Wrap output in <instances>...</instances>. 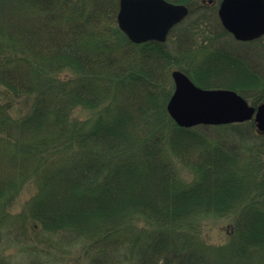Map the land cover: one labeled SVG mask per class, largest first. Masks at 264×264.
Instances as JSON below:
<instances>
[{"label": "trees", "instance_id": "1", "mask_svg": "<svg viewBox=\"0 0 264 264\" xmlns=\"http://www.w3.org/2000/svg\"><path fill=\"white\" fill-rule=\"evenodd\" d=\"M174 1L191 11L168 40L137 43L120 0H0V264H264V132L183 127L167 109L175 68L222 88L215 56L255 105L264 82L207 53L230 34L217 5ZM231 215L228 242L196 229Z\"/></svg>", "mask_w": 264, "mask_h": 264}, {"label": "water", "instance_id": "2", "mask_svg": "<svg viewBox=\"0 0 264 264\" xmlns=\"http://www.w3.org/2000/svg\"><path fill=\"white\" fill-rule=\"evenodd\" d=\"M184 3L170 0H120L118 23L134 42L167 40L171 29L188 14ZM218 15L223 26L238 40H253L264 35V0H222ZM174 92L167 108L183 127L199 124H228L254 119L264 131V101L252 105L236 90L204 88L180 69L172 72Z\"/></svg>", "mask_w": 264, "mask_h": 264}, {"label": "rangeland", "instance_id": "3", "mask_svg": "<svg viewBox=\"0 0 264 264\" xmlns=\"http://www.w3.org/2000/svg\"><path fill=\"white\" fill-rule=\"evenodd\" d=\"M171 1L177 2V3H182V2L174 1V0H171ZM203 1L210 6H214V5L219 6V3H220L219 0H203ZM185 4H187V3H185ZM189 8H190V6H189ZM190 11H191V8H190ZM186 18H184L183 20H185ZM181 22H179V24ZM177 25L178 24H176L175 26H177ZM216 27L213 26V29H216ZM171 31H170V33H171ZM181 31H182L181 29H179V31L178 30L175 31L176 35L174 37H172V39L174 41L181 34ZM217 31H220L219 28L217 29ZM220 34H221V36L219 35L217 37L211 38V40L213 42H215L214 43L215 45L213 46V49L208 51L207 53L213 54V52L218 49V50L223 51L224 53H233L235 55H239L241 58L245 59L247 64L250 65V67L252 69L256 70L259 73V75L262 79V82H264V36H262L261 38H258L259 42L254 45L252 43L239 42V40L235 39L232 34L231 35L230 34H222V32ZM196 38H197L196 41L198 43H203V41L207 40V39H205L206 37H203V36L196 37ZM208 41H210V40H208ZM198 43H197V46H198ZM203 46H204V44H203ZM205 54H206V52H205ZM213 56H215V55H213ZM215 57L211 58V62L208 63L209 65L205 64V69H207L206 72L210 76L214 75L210 79L214 82L213 84L220 85L219 87L225 88L224 85L227 82H229V80H230L229 77L232 78L231 81H236V82L241 83L240 75H238V71H236L235 73L231 72L232 74H229V71H230L229 65L230 64L227 61L223 60L222 55L219 56L220 58H215ZM183 64L185 67V64H188V63L185 61V62H183ZM206 65H208V67H206ZM192 68H193V66H192ZM193 70H194V68H193ZM174 85H175V83L173 81V86ZM227 89H231V88H227ZM233 90H236V89H233ZM236 91L238 93H240L238 90H236ZM240 94H242V93H240ZM255 94L256 93L253 92V95H251L250 100L248 99L252 105H253V101L256 98ZM82 112L85 113V115L87 114V111H82ZM251 120H254V119H251ZM247 121H249V120H247ZM219 125H224V124H219ZM201 220L198 221L196 229L198 232H202L204 234L207 241H209L213 244H220V243L228 242L230 240V233H231V230L233 229L232 226H233V222H234V216H232V215L231 216H225V217L205 216V217L201 218ZM57 255H59L58 258H60V256H63L62 254H57Z\"/></svg>", "mask_w": 264, "mask_h": 264}, {"label": "flooded vegetation", "instance_id": "4", "mask_svg": "<svg viewBox=\"0 0 264 264\" xmlns=\"http://www.w3.org/2000/svg\"><path fill=\"white\" fill-rule=\"evenodd\" d=\"M239 42H245V41H239Z\"/></svg>", "mask_w": 264, "mask_h": 264}]
</instances>
